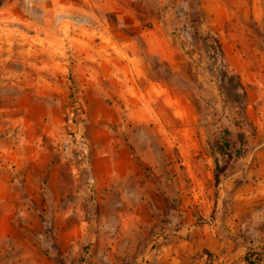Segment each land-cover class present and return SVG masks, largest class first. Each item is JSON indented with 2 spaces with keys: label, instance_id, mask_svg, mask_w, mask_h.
Here are the masks:
<instances>
[{
  "label": "rangeland",
  "instance_id": "rangeland-1",
  "mask_svg": "<svg viewBox=\"0 0 264 264\" xmlns=\"http://www.w3.org/2000/svg\"><path fill=\"white\" fill-rule=\"evenodd\" d=\"M262 144L264 0H0V264H170Z\"/></svg>",
  "mask_w": 264,
  "mask_h": 264
},
{
  "label": "crops",
  "instance_id": "crops-1",
  "mask_svg": "<svg viewBox=\"0 0 264 264\" xmlns=\"http://www.w3.org/2000/svg\"><path fill=\"white\" fill-rule=\"evenodd\" d=\"M96 102L98 103L99 100L96 99ZM100 105L104 107L102 102H100ZM106 153L108 160L111 161L115 158L114 151L109 150ZM23 158L28 162V165H22L23 168L35 165L34 158H28L27 156H23ZM100 165L102 163L99 164L98 162L94 167L98 185V176H101L98 172ZM221 176L218 183L221 192L219 201H224L230 209L228 212L230 218L225 222L224 228H219L218 225L211 226L212 229L208 231V234L205 235L204 233L205 236L197 240V248L180 252L182 255L180 259L174 255L176 257L173 256L172 259L168 260L171 261L170 264H244L248 255V248L243 244L244 237L240 235L238 240L235 241L236 243H233L234 238L232 235L234 231L239 232L240 227L244 226L246 221L249 224L250 219L260 221V244H255V248L251 252H264V144L246 155H241L236 161L231 159V164H226ZM105 180L110 184L112 183V173L110 171L106 173ZM98 219L100 223L104 224L113 221L115 217L113 215H102ZM79 221L80 223H90L91 220L81 216ZM217 222L218 220L215 221V223ZM81 230L85 233L83 228ZM98 231L100 238L110 235L108 231L103 230V227L99 228ZM235 244L239 245H236L234 249ZM98 249L99 254L108 251L106 246ZM177 251L178 249L176 253ZM204 253L210 255L211 258L207 260L208 256ZM261 264H264V259Z\"/></svg>",
  "mask_w": 264,
  "mask_h": 264
},
{
  "label": "trees",
  "instance_id": "trees-1",
  "mask_svg": "<svg viewBox=\"0 0 264 264\" xmlns=\"http://www.w3.org/2000/svg\"><path fill=\"white\" fill-rule=\"evenodd\" d=\"M229 76H228V74L227 73H225L224 74V76L221 78V82L225 85L226 84V82H225V80H226V78H228ZM230 80H234V78L233 77H231L230 76V78H229ZM235 89H236V91H241V93L240 92H235L236 94H235V99L237 100H239L240 99V97H246V94H245V92H244V89H243V86H242V84L239 82L238 83V85H237V87H235ZM240 156H241V154H240ZM223 171H224V168H223ZM219 175H215V179H216V184H218L219 183Z\"/></svg>",
  "mask_w": 264,
  "mask_h": 264
},
{
  "label": "built area",
  "instance_id": "built-area-1",
  "mask_svg": "<svg viewBox=\"0 0 264 264\" xmlns=\"http://www.w3.org/2000/svg\"><path fill=\"white\" fill-rule=\"evenodd\" d=\"M76 139L79 140L81 139L80 136H76ZM81 146H82V150L84 151V155L87 153V145L83 142V140L81 139L80 142ZM83 157V156H82Z\"/></svg>",
  "mask_w": 264,
  "mask_h": 264
}]
</instances>
